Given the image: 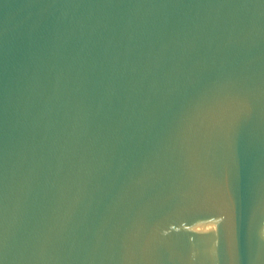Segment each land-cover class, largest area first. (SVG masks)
<instances>
[{"label":"water","instance_id":"95a60500","mask_svg":"<svg viewBox=\"0 0 264 264\" xmlns=\"http://www.w3.org/2000/svg\"><path fill=\"white\" fill-rule=\"evenodd\" d=\"M0 264H264V0H0Z\"/></svg>","mask_w":264,"mask_h":264}]
</instances>
